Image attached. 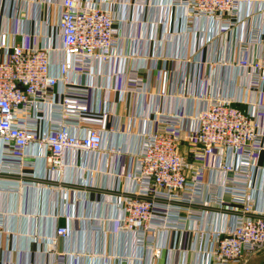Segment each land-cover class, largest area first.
I'll return each mask as SVG.
<instances>
[{"label":"built area","instance_id":"built-area-1","mask_svg":"<svg viewBox=\"0 0 264 264\" xmlns=\"http://www.w3.org/2000/svg\"><path fill=\"white\" fill-rule=\"evenodd\" d=\"M27 1L33 8L52 5L45 0ZM115 1L59 0L55 21L44 25L46 40L40 47L17 44L10 31L0 32L1 173L25 176L23 169L33 165L24 158L36 157L28 154L33 146L54 173L64 167L69 151L89 155L104 150L106 159L113 155L118 160L124 153L120 147L104 148L110 112L92 108L90 86L73 79L91 75L97 61L117 75L112 68L124 53ZM167 10L170 15L163 21L165 28L174 12L181 13V27L174 26L171 34L187 36L182 58L195 67L198 87L190 96L201 108L192 115L181 108L175 113L149 109L156 127L138 136L140 147L131 157L135 167L128 173L130 186L114 189L117 195L112 202L121 216L113 221L117 231L133 233L139 247L158 256L154 242L159 233L185 231L188 224L201 220L205 211L215 210L227 223L207 238L210 244L204 250V264H244L264 250V210L259 209L255 197L264 190V24L259 18L264 14V0H169ZM236 30L241 37H236L232 46L227 38ZM218 41L221 45L212 59L196 58ZM230 49L237 58L230 56ZM53 54L60 55L56 63ZM213 66L217 75L212 76L209 71ZM230 67L239 72L234 82L239 94L235 96L216 87L229 79ZM129 76L132 85L126 93L151 92L140 83L138 71ZM158 79L156 95L166 100L168 70H162ZM184 143L189 145L190 158L181 152ZM207 172L218 179L206 180ZM46 180L52 179L43 177V182ZM10 182L12 191L32 183ZM50 187L66 191L61 185ZM2 225L0 220V234H4ZM198 232L205 235L202 229ZM10 235L16 237L15 232ZM68 235L66 227L55 230V239ZM30 239L46 247V253L55 252V239L35 229ZM54 256L51 264L65 263L60 253ZM5 264L14 263L9 258Z\"/></svg>","mask_w":264,"mask_h":264},{"label":"crops","instance_id":"crops-1","mask_svg":"<svg viewBox=\"0 0 264 264\" xmlns=\"http://www.w3.org/2000/svg\"><path fill=\"white\" fill-rule=\"evenodd\" d=\"M45 1L52 5L48 7L43 4L33 8L29 7L27 0L0 2V32L10 31L17 44L28 47L43 45L46 40L44 25L48 21H55L59 0ZM168 1L116 0L114 11L124 53L112 68L117 75H112L108 65L97 61L91 68V75L73 77L77 83L90 86L92 108L110 112L107 132L104 135V148L120 147L124 153L119 160L113 155L106 159L104 150L89 155L69 151L64 157V167L54 173L51 172L49 162L39 156L38 149L33 146L28 149V154L36 157L24 158L33 165L23 169L25 176L0 172V220L4 227V234H0L1 264H5L9 258L14 264H51L54 253L61 254L64 264L206 262L207 254L204 250L210 244L207 238L211 239L213 233L224 228L227 223L226 218L218 211H205L201 220L188 224L185 231L159 233L154 242L159 249L158 256H154L152 250L139 247L133 233L117 231L114 224L116 220L113 221L121 216L119 207L112 202L117 195L114 189L130 186L128 173L135 167L131 157L140 147L138 136L144 130L149 131L156 127L149 109L175 113L181 108L192 115L201 108V104L190 96L198 87L195 67L193 63L190 64L182 58L188 44L187 36L182 34L174 37L171 34L174 26L181 27L180 11L174 12L172 19L169 17V26L165 28L163 25L167 15H170L167 10ZM259 18L264 24V14ZM209 29L214 32L213 26ZM239 33L236 30L228 35L227 39L232 46L241 37ZM219 44L221 45L220 41L215 46L213 43L206 46L203 52L197 53L196 58L203 61L212 59L220 48ZM231 54L233 57L234 53ZM131 55L137 58L133 59ZM237 56L236 53L234 57ZM59 60L60 55L53 54V63ZM164 69L169 73L166 100L159 99L156 95L158 78ZM228 70L229 79L216 87L222 93L227 90L235 96L239 94L234 85L239 72L234 67ZM133 71H138L140 83L151 89L150 93L143 95L125 92L132 85L129 75ZM209 74L217 75L216 67H211ZM212 86V83L208 85L206 91L209 92ZM188 149L189 145L184 143L181 152L190 158ZM261 162H264V156ZM31 174L34 177H30ZM45 176L52 180L43 182ZM205 178L208 181L218 179L213 172H207ZM10 180L32 183L22 187L20 185L19 189L12 191L9 190ZM54 184L65 187L66 191L50 187ZM255 197L259 209L264 210V190L256 193ZM59 226L68 228L67 238L55 239V230ZM34 229L48 239H55V252L46 253V247L30 241V234ZM199 229L205 231L202 237ZM13 232L16 237L9 236ZM192 247L197 249L192 250ZM185 250L188 251L187 254L184 253ZM122 257H125V262H122ZM248 264H264V250L255 253Z\"/></svg>","mask_w":264,"mask_h":264},{"label":"rangeland","instance_id":"rangeland-1","mask_svg":"<svg viewBox=\"0 0 264 264\" xmlns=\"http://www.w3.org/2000/svg\"><path fill=\"white\" fill-rule=\"evenodd\" d=\"M252 257L253 255L244 264H248L251 261Z\"/></svg>","mask_w":264,"mask_h":264}]
</instances>
